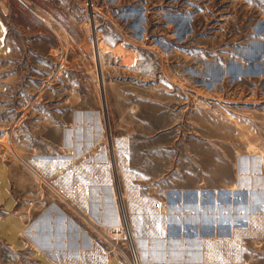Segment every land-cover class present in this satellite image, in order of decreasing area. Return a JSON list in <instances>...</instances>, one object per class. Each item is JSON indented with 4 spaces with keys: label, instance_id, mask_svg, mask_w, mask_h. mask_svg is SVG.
<instances>
[{
    "label": "rangeland",
    "instance_id": "obj_1",
    "mask_svg": "<svg viewBox=\"0 0 264 264\" xmlns=\"http://www.w3.org/2000/svg\"><path fill=\"white\" fill-rule=\"evenodd\" d=\"M77 6L0 63V264H264V0Z\"/></svg>",
    "mask_w": 264,
    "mask_h": 264
},
{
    "label": "crops",
    "instance_id": "obj_2",
    "mask_svg": "<svg viewBox=\"0 0 264 264\" xmlns=\"http://www.w3.org/2000/svg\"><path fill=\"white\" fill-rule=\"evenodd\" d=\"M78 10L77 0H0V63L19 60L44 42L43 32L30 29L36 26L33 18H57L68 26L67 19L80 18Z\"/></svg>",
    "mask_w": 264,
    "mask_h": 264
},
{
    "label": "built area",
    "instance_id": "obj_3",
    "mask_svg": "<svg viewBox=\"0 0 264 264\" xmlns=\"http://www.w3.org/2000/svg\"><path fill=\"white\" fill-rule=\"evenodd\" d=\"M132 257H133V263H134V264H140V263L138 262V259L136 258V255H135L134 250L132 251Z\"/></svg>",
    "mask_w": 264,
    "mask_h": 264
},
{
    "label": "bare ground",
    "instance_id": "obj_4",
    "mask_svg": "<svg viewBox=\"0 0 264 264\" xmlns=\"http://www.w3.org/2000/svg\"><path fill=\"white\" fill-rule=\"evenodd\" d=\"M124 221H126V220H124Z\"/></svg>",
    "mask_w": 264,
    "mask_h": 264
}]
</instances>
